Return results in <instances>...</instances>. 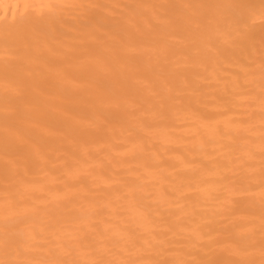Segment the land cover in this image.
Wrapping results in <instances>:
<instances>
[{
	"label": "bare ground",
	"instance_id": "bare-ground-1",
	"mask_svg": "<svg viewBox=\"0 0 264 264\" xmlns=\"http://www.w3.org/2000/svg\"><path fill=\"white\" fill-rule=\"evenodd\" d=\"M264 0H0V264H264Z\"/></svg>",
	"mask_w": 264,
	"mask_h": 264
},
{
	"label": "snow or ice",
	"instance_id": "snow-or-ice-1",
	"mask_svg": "<svg viewBox=\"0 0 264 264\" xmlns=\"http://www.w3.org/2000/svg\"><path fill=\"white\" fill-rule=\"evenodd\" d=\"M262 15H264V10H262Z\"/></svg>",
	"mask_w": 264,
	"mask_h": 264
}]
</instances>
